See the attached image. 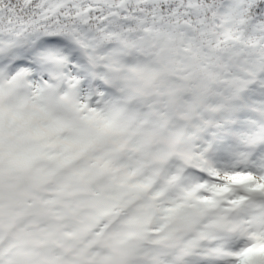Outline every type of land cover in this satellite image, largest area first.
Returning <instances> with one entry per match:
<instances>
[{"label":"snow or ice","instance_id":"1","mask_svg":"<svg viewBox=\"0 0 264 264\" xmlns=\"http://www.w3.org/2000/svg\"><path fill=\"white\" fill-rule=\"evenodd\" d=\"M0 264H264V0H0Z\"/></svg>","mask_w":264,"mask_h":264}]
</instances>
